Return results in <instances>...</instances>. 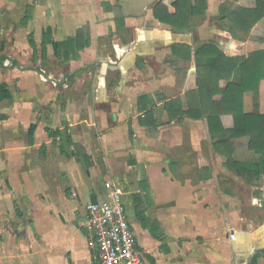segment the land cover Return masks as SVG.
<instances>
[{"label": "crops", "instance_id": "crops-1", "mask_svg": "<svg viewBox=\"0 0 264 264\" xmlns=\"http://www.w3.org/2000/svg\"><path fill=\"white\" fill-rule=\"evenodd\" d=\"M161 1L176 0H31L28 39L34 48L28 42L25 95L15 99L10 115L11 144L17 151L21 146L20 124L13 120L28 99L26 134L30 126L35 129L27 146L44 153L42 161H28L24 174L17 168L22 161H10L11 187L25 193L32 222L0 243V264H97L81 223L85 206L104 197L106 182L121 193L126 216L128 204L134 213L135 225L127 219L145 264H264V175L225 167L213 150L223 137L209 133L206 116L169 120V114L188 110L185 95L197 88L199 47L214 44L226 56L247 57L264 51V43L253 32L233 38L227 22L218 20L226 0H206L204 16L191 19L184 32L190 38L182 45L191 51L185 62L173 55L175 44L169 45L177 32L153 17ZM253 1L235 3L249 8ZM103 5L119 8L123 27ZM39 22L45 26L37 32ZM47 30L53 42L83 30L90 45L65 61L51 44L42 46ZM108 71L118 73L116 83L107 80ZM123 72L125 84L117 92ZM239 80L236 69L231 82ZM226 85L219 82L220 89ZM172 101L176 107L165 108ZM258 103L264 114V79ZM256 110L253 95L245 94L243 113ZM221 122L225 129L234 125L231 116ZM231 145L241 167L260 164V156L248 150V138Z\"/></svg>", "mask_w": 264, "mask_h": 264}, {"label": "trees", "instance_id": "trees-1", "mask_svg": "<svg viewBox=\"0 0 264 264\" xmlns=\"http://www.w3.org/2000/svg\"><path fill=\"white\" fill-rule=\"evenodd\" d=\"M239 0H226L218 9V20L227 22L228 33L237 38L241 34L249 35L253 32V38L264 43V0H254L252 6L245 8L237 5ZM106 11L114 15L115 23L119 28L124 26L119 8L103 5ZM207 10L206 0H176L172 4L165 1L157 3L152 10L153 17L163 25L170 26L177 33L188 32L193 18L203 17ZM32 8L26 7L22 23L26 24L30 19ZM254 29V31H253ZM31 48H34L32 37L28 39ZM51 44L56 57L62 55L68 61L76 53L84 51L90 45L87 32L79 30L74 38H68L63 42H53L51 31L47 30L42 35V46ZM174 56L185 62L190 61L191 51L187 45H172ZM195 75L197 88L186 93L188 104L186 112L180 111L178 115L169 114V120H180L187 116L199 120L203 116L207 118L208 130L211 135L220 134L222 139L213 144V150L225 159V167L232 172L247 169L255 176L264 175V114L258 111L259 87L264 79V51L249 54L247 57L226 56L214 44H205L194 52ZM240 72L239 83L231 82L233 72ZM186 71L183 72L185 74ZM226 81L224 89L219 88V82ZM252 94L257 110L254 113H243V96ZM220 96V100H214ZM12 95L4 84L0 85V103L11 100ZM178 101H172L165 108L176 107ZM222 116H231L234 125L231 129H225L221 122ZM239 119V124L235 122ZM34 127L30 126L27 138L28 143L33 141ZM248 138V150L260 156V164L255 167H241L233 159L231 141L234 139ZM142 220V218H141ZM251 264H255V260Z\"/></svg>", "mask_w": 264, "mask_h": 264}, {"label": "rangeland", "instance_id": "rangeland-1", "mask_svg": "<svg viewBox=\"0 0 264 264\" xmlns=\"http://www.w3.org/2000/svg\"><path fill=\"white\" fill-rule=\"evenodd\" d=\"M30 4L31 0H0V85L5 84L13 95L10 101L0 103V229L4 231L2 234L0 231V243L16 237L18 227L24 229L32 222L28 213L30 210L28 198L25 193L19 194L17 188L11 187L10 161H22L20 169L17 168L24 174L28 170V161H42L44 153L43 150L35 151L27 146V119L31 108L28 99L19 103L18 118L13 120L15 124H20L18 139L21 146L17 151L11 144L13 134L10 115L15 109V99L24 98L23 78L29 71V29L28 22L23 24L22 19L26 7ZM42 24L39 22L34 26L37 32L45 26ZM107 80L116 83L119 80L118 73L108 71ZM69 153H72L71 148ZM126 198L128 200L129 197ZM128 207L127 217L130 223L135 225L134 213L129 204Z\"/></svg>", "mask_w": 264, "mask_h": 264}, {"label": "built area", "instance_id": "built-area-1", "mask_svg": "<svg viewBox=\"0 0 264 264\" xmlns=\"http://www.w3.org/2000/svg\"><path fill=\"white\" fill-rule=\"evenodd\" d=\"M104 197L85 206L81 227L87 246L95 252L97 264H145L126 216L121 193L110 182L104 183ZM234 240V235H230Z\"/></svg>", "mask_w": 264, "mask_h": 264}, {"label": "water", "instance_id": "water-1", "mask_svg": "<svg viewBox=\"0 0 264 264\" xmlns=\"http://www.w3.org/2000/svg\"><path fill=\"white\" fill-rule=\"evenodd\" d=\"M187 38H190L189 34H187V33H172L169 45H171V44H186L185 39H187ZM125 80H126V74L123 72V73H121L120 81H119L118 86L116 88L117 92H119L123 88V86L125 84Z\"/></svg>", "mask_w": 264, "mask_h": 264}]
</instances>
